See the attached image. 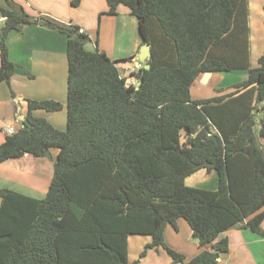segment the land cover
<instances>
[{
  "label": "trees",
  "instance_id": "obj_1",
  "mask_svg": "<svg viewBox=\"0 0 264 264\" xmlns=\"http://www.w3.org/2000/svg\"><path fill=\"white\" fill-rule=\"evenodd\" d=\"M106 1L108 14L126 6L151 44L139 86L104 51L88 49L92 39L79 26L34 18L14 0L0 4V82L15 73L9 33L40 19L67 35L69 62L67 128L33 114L61 102L30 99L24 126L0 144V162L59 149L44 197L0 189V264H131V234L152 236L142 256L163 247L173 263L217 264L229 248L217 240L222 232L247 227L264 236V53L252 67L248 0ZM238 69L248 77L232 92L192 98L201 73ZM203 168L216 172V189L186 184ZM180 217L211 250L186 260L167 245L165 228Z\"/></svg>",
  "mask_w": 264,
  "mask_h": 264
},
{
  "label": "crops",
  "instance_id": "obj_2",
  "mask_svg": "<svg viewBox=\"0 0 264 264\" xmlns=\"http://www.w3.org/2000/svg\"><path fill=\"white\" fill-rule=\"evenodd\" d=\"M14 1L34 18L46 16L67 25L79 26L92 39L86 47L104 51L116 61L127 84L137 86L136 77L143 64L136 58L143 41L138 19L126 6L120 5L117 14H108L106 0H80L78 4H74V0ZM0 4L4 6L5 3ZM248 22L250 62L252 67H256L264 53V0H248ZM2 26L0 24V28ZM67 41L65 33L45 25L42 19L9 33V57L15 64V73L10 84L0 82V144L10 135L6 131L8 125L16 130L24 126L30 99L61 102L62 108L57 111L35 109L33 114L46 118L58 129L67 128ZM247 77V70L240 69L201 73L191 86L192 98H210L232 92L233 85ZM258 110L257 130L261 126L259 120L263 117L264 101L259 104ZM260 141L264 150V136L260 137ZM58 153V148H52L46 156L24 153L18 158L0 162V189L9 188L32 198L44 197L51 185ZM185 182L190 186L216 189L218 177L215 171L203 168L188 176ZM1 203L0 197V206ZM187 224L185 219H178L176 226L168 224L165 241L189 260L204 249L211 250V246H202ZM261 227L264 229V220ZM225 238L229 248L220 254L217 264H264V236L247 227H234L222 232L217 240ZM151 241V235H129L128 259L131 264L135 261L138 264H181L173 263L163 247L148 248L142 256L141 253Z\"/></svg>",
  "mask_w": 264,
  "mask_h": 264
},
{
  "label": "water",
  "instance_id": "obj_3",
  "mask_svg": "<svg viewBox=\"0 0 264 264\" xmlns=\"http://www.w3.org/2000/svg\"><path fill=\"white\" fill-rule=\"evenodd\" d=\"M152 56V51H151V44L149 42H142L139 54L136 59H138L142 64H143V69H149L150 68V63L149 60L151 59ZM144 77L142 72L138 73V76L136 77V84L139 86Z\"/></svg>",
  "mask_w": 264,
  "mask_h": 264
},
{
  "label": "built area",
  "instance_id": "obj_4",
  "mask_svg": "<svg viewBox=\"0 0 264 264\" xmlns=\"http://www.w3.org/2000/svg\"><path fill=\"white\" fill-rule=\"evenodd\" d=\"M0 2H4V0H0ZM7 20V16L4 14H0V24H4V22ZM81 32H84V30H80ZM6 131L10 134L14 133L16 131V128L12 125H8L6 127Z\"/></svg>",
  "mask_w": 264,
  "mask_h": 264
},
{
  "label": "rangeland",
  "instance_id": "obj_5",
  "mask_svg": "<svg viewBox=\"0 0 264 264\" xmlns=\"http://www.w3.org/2000/svg\"><path fill=\"white\" fill-rule=\"evenodd\" d=\"M88 44H89V43H88ZM179 219L184 220L182 217H180ZM187 226H188V228H190L188 224H187Z\"/></svg>",
  "mask_w": 264,
  "mask_h": 264
}]
</instances>
